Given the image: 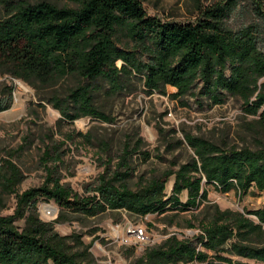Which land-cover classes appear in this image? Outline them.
I'll return each instance as SVG.
<instances>
[{"label": "trees", "instance_id": "1", "mask_svg": "<svg viewBox=\"0 0 264 264\" xmlns=\"http://www.w3.org/2000/svg\"><path fill=\"white\" fill-rule=\"evenodd\" d=\"M59 1L68 5L0 0L5 12L0 17V75L32 87H55L68 77H78L82 82L76 87L41 100L60 113L61 121L92 118L111 123L97 106L99 82L107 83V92L115 95L138 79L147 95H167V88L172 87L175 92L170 97L184 107L188 96L209 108L225 104L230 96L240 98L244 112L258 115L264 123L262 30L258 23L239 30L227 26L236 0L202 10L192 23L150 16L140 0ZM254 10L263 18L258 3ZM13 93L12 86L3 90L0 113L12 107ZM75 137L87 139L81 133L67 135L68 140ZM141 144L132 147L126 142L115 169L108 165L95 185L87 186L85 195L54 179L49 167L44 184L19 193L25 176L8 154L0 169V193L15 195L16 208L12 215L0 216V264H98L79 235L62 236L56 231L55 225L65 221L64 211L87 218L107 211H126L137 217L180 214L208 201V186L222 193L235 190L240 197L251 189L264 191V149L225 148L187 133L183 140L169 138L167 149L186 144L193 151L189 160L132 189L133 156L139 154L144 161L150 157L140 152ZM58 152V147L47 146L43 163L61 164ZM41 201L63 210L55 221L40 218ZM200 227L201 234L193 240L172 237L146 250L136 264H203L210 259L209 252L225 264L241 263L224 254L264 264V205L243 213L216 209L213 218Z\"/></svg>", "mask_w": 264, "mask_h": 264}, {"label": "rangeland", "instance_id": "2", "mask_svg": "<svg viewBox=\"0 0 264 264\" xmlns=\"http://www.w3.org/2000/svg\"><path fill=\"white\" fill-rule=\"evenodd\" d=\"M25 1L36 3L43 0ZM46 1L61 7L68 5L59 0ZM226 1L140 0L148 15L179 23L195 22L202 10ZM236 1L227 26L239 30L258 23L264 46V16L260 18L254 10L258 3L264 14V0ZM4 13L0 7V17ZM81 82L78 77L71 76L55 87H32L10 75H0V95L6 87H14L12 107L0 113V169L3 160L8 159L11 153L12 162L25 176L18 188L19 193L44 184L49 167L54 172V179L85 195L87 186H94L108 165L115 169L126 142H130L132 147L142 142L140 152L150 154L147 161L139 154L133 156L132 165L136 172L129 182L132 189L169 169L177 170L193 155L186 144L168 150L167 142L172 137L174 141L183 140L187 133L225 148L264 149V123L258 115L246 114L243 101L237 97L230 96L225 104L209 108L207 104L200 107L194 98L188 96L185 98L188 106L184 107L170 97L175 92L172 87L167 88V95H147L142 82L133 79L127 90L111 95L107 92V83L100 81L97 106L113 120L111 123L92 118L79 119L74 123L61 121L60 113L51 104L41 101L57 93L63 94ZM172 131L176 134H171ZM72 133H81L87 139L75 137L68 140L67 135ZM47 146L58 147L61 164L51 162L46 166L43 163L41 158ZM173 181L174 177L167 186V194L171 193ZM182 199L185 201L186 195ZM0 200V216L12 215L16 208L15 195L0 193ZM263 205L264 191L251 189L247 196L240 197L235 190L222 193L208 186V201L190 212L137 217L126 211H107L87 218L79 213L64 211L65 221L57 223L55 229L62 236L79 235L91 247L90 252L98 264H136L146 250L157 248L172 237L193 240L201 234V224L209 222L216 209L243 213L245 210L260 209ZM38 210L45 222L55 221L63 211L54 203L44 201L39 203ZM248 217L257 221L253 216ZM17 224L22 226L23 222ZM208 254L210 259L203 264H225L214 253ZM223 256L241 264H261L229 254Z\"/></svg>", "mask_w": 264, "mask_h": 264}]
</instances>
